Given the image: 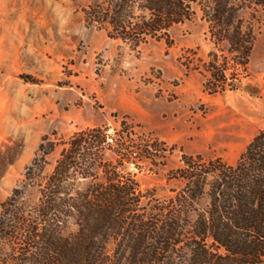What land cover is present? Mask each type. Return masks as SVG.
I'll list each match as a JSON object with an SVG mask.
<instances>
[{
	"label": "trees",
	"instance_id": "16d2710c",
	"mask_svg": "<svg viewBox=\"0 0 264 264\" xmlns=\"http://www.w3.org/2000/svg\"><path fill=\"white\" fill-rule=\"evenodd\" d=\"M260 9L264 0H90L83 11L88 26L134 48L172 44V28L200 15L213 48L185 65L202 74L206 91L222 93L249 76L256 36L245 12ZM137 126L125 120L114 133L95 126L43 139L27 183L2 204L0 264H264V130L234 165L183 155L174 172L181 185L160 199L127 171L167 151L159 139H136Z\"/></svg>",
	"mask_w": 264,
	"mask_h": 264
},
{
	"label": "rangeland",
	"instance_id": "374dc122",
	"mask_svg": "<svg viewBox=\"0 0 264 264\" xmlns=\"http://www.w3.org/2000/svg\"><path fill=\"white\" fill-rule=\"evenodd\" d=\"M89 3L0 0V214L27 183L26 169L47 136L57 141L95 126L114 133L122 121L134 122L136 139H159L167 151L127 171L144 191L168 199L181 185L174 172L183 155L234 165L264 130L263 9L254 17L245 12L256 41L242 87L209 93L202 74L185 65L189 56L207 59L213 48L200 15L172 28V44L152 40L134 48L88 26ZM60 152L48 157L46 173Z\"/></svg>",
	"mask_w": 264,
	"mask_h": 264
}]
</instances>
